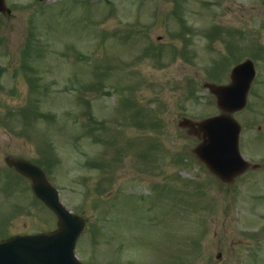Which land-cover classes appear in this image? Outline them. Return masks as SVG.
<instances>
[{
  "label": "rangeland",
  "instance_id": "rangeland-1",
  "mask_svg": "<svg viewBox=\"0 0 264 264\" xmlns=\"http://www.w3.org/2000/svg\"><path fill=\"white\" fill-rule=\"evenodd\" d=\"M7 3L0 236L57 224L6 165L10 154L48 167L64 203L86 216L76 252L87 264H264V0ZM245 11L260 17L241 20ZM218 24L209 51L204 32L217 37ZM192 29L188 52L198 55L173 59L167 42ZM243 55L258 56L260 76L235 117L244 156L262 167L225 184L194 155L198 140L179 120L220 112L203 83Z\"/></svg>",
  "mask_w": 264,
  "mask_h": 264
},
{
  "label": "water",
  "instance_id": "water-1",
  "mask_svg": "<svg viewBox=\"0 0 264 264\" xmlns=\"http://www.w3.org/2000/svg\"><path fill=\"white\" fill-rule=\"evenodd\" d=\"M0 11H10L5 0H0ZM247 67L232 74L231 85H206L216 94L219 107L225 111L220 116L204 120L199 130L204 132L203 142L194 151L207 166L225 181L248 167L238 150L240 125L230 112L245 106L253 75ZM184 126H195L188 119ZM235 150L232 157L229 153ZM232 157V158H231ZM241 160L240 165L238 161ZM10 165L33 180V189L58 215V228L34 235H19L0 241V264H83L75 254L76 241L84 230L85 220L70 212L59 200L58 191L46 179L43 170L25 159L7 158Z\"/></svg>",
  "mask_w": 264,
  "mask_h": 264
},
{
  "label": "flooded vegetation",
  "instance_id": "flooded-vegetation-1",
  "mask_svg": "<svg viewBox=\"0 0 264 264\" xmlns=\"http://www.w3.org/2000/svg\"><path fill=\"white\" fill-rule=\"evenodd\" d=\"M257 7H259V6H254L253 8H257ZM240 17H241V20H244V13H241L240 14ZM243 30V29H242ZM180 52H181V49H180Z\"/></svg>",
  "mask_w": 264,
  "mask_h": 264
}]
</instances>
